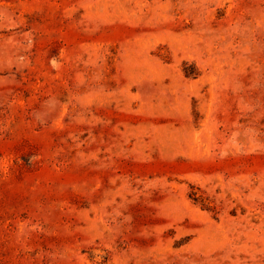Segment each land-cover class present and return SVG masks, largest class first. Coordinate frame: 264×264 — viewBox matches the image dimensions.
Listing matches in <instances>:
<instances>
[{
  "label": "rangeland",
  "instance_id": "374dc122",
  "mask_svg": "<svg viewBox=\"0 0 264 264\" xmlns=\"http://www.w3.org/2000/svg\"><path fill=\"white\" fill-rule=\"evenodd\" d=\"M0 264H264V0H0Z\"/></svg>",
  "mask_w": 264,
  "mask_h": 264
}]
</instances>
